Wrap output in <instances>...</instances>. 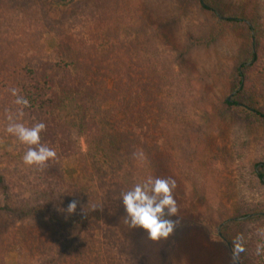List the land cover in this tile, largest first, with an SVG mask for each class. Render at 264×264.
I'll list each match as a JSON object with an SVG mask.
<instances>
[{
  "label": "trees",
  "instance_id": "trees-1",
  "mask_svg": "<svg viewBox=\"0 0 264 264\" xmlns=\"http://www.w3.org/2000/svg\"><path fill=\"white\" fill-rule=\"evenodd\" d=\"M187 1L159 0L157 7L152 4L141 15L129 8L133 22L127 24L126 11L112 0L101 6L100 0H50L46 8L40 0H0V211L24 222L25 231L34 237L39 236L38 223L51 231L25 238L33 257L42 256V264H63L62 251L72 246L57 243L56 228L80 230L123 206L121 196L114 197L106 185H121L123 189L116 191H124L126 169L137 171L141 178L155 176L157 133L168 125L183 126L191 115L189 105L199 97L187 95L184 79L168 78L157 55V11L167 2L184 10ZM221 1L197 0L218 22L206 40L239 24L248 36L239 38L234 49L228 86L236 92L215 102L218 115L239 116L248 127L264 126V19L241 6L234 16L227 9L217 14ZM48 32L57 38L50 42L51 52L44 37ZM12 88L30 101L22 122L47 125L42 143L54 149L57 158L42 170L24 165L26 146L5 131L9 111L20 107L14 104ZM141 150L144 161L134 155ZM69 158L76 160L82 182L67 179L64 164ZM252 169L264 189V160L254 161ZM100 187L107 188L102 203L97 201ZM72 202L76 211L68 213ZM255 206L241 213L246 217L241 223L253 224L244 240L245 251H234L241 264H264V252L256 251L264 244V231H259L264 230V198ZM47 247H58L49 258ZM71 253L75 264L95 259L90 247ZM232 258L239 264L233 254Z\"/></svg>",
  "mask_w": 264,
  "mask_h": 264
},
{
  "label": "rangeland",
  "instance_id": "rangeland-1",
  "mask_svg": "<svg viewBox=\"0 0 264 264\" xmlns=\"http://www.w3.org/2000/svg\"><path fill=\"white\" fill-rule=\"evenodd\" d=\"M105 1L109 3V0H100L99 6ZM112 1L126 11L127 24L133 22L129 8L141 15L152 4L159 5V0L139 4L138 0ZM40 2L46 8L50 0ZM186 3L184 10L167 2L157 11V55L168 72L167 77L184 79L187 95L199 97L189 105L191 115L183 126L168 125L162 134L157 133V173L153 177L175 180L179 219L159 241L149 239L142 229L126 226L123 206L111 211L109 218L80 230L56 228L57 243L72 245L68 251L63 247L60 261L63 264H75L70 261L71 252L85 247H90L95 257L88 264H237L229 244L232 246L238 235L245 240L253 227L251 222H240L246 218L241 213L254 209L264 198V189L252 169L254 161L264 160V126L250 124L248 127L239 116L220 117L215 102L236 92L228 86L233 75L234 49L239 38L248 36V32L239 24L207 41L206 37L217 29L218 22L200 8L197 0ZM221 6L217 14L227 9L234 16L241 6L250 7L256 18L264 19V0H222ZM245 19L251 23L249 18ZM44 37L51 52L54 46L50 42L57 38L49 32ZM3 46L1 43V53ZM192 77L199 80L197 84ZM83 147L86 149L84 141ZM8 159L13 160V155ZM64 165L67 179L78 180L76 160L66 159ZM125 174L124 190L143 179L137 171L132 173V169H126ZM106 187L114 191V197H120L116 189H123L121 185L107 184ZM106 187L99 188L97 201L100 203L104 201ZM23 223L14 215L0 211V264H42V256L33 257L25 238H40L43 232L50 234L51 231L38 223L39 232L35 234L39 236L34 237L25 231ZM57 248L48 250L47 247L46 258L53 256Z\"/></svg>",
  "mask_w": 264,
  "mask_h": 264
},
{
  "label": "clouds",
  "instance_id": "clouds-1",
  "mask_svg": "<svg viewBox=\"0 0 264 264\" xmlns=\"http://www.w3.org/2000/svg\"><path fill=\"white\" fill-rule=\"evenodd\" d=\"M11 94L15 97L14 104L20 107L15 112L9 111L5 131L26 146L22 156L24 165L42 170L49 161L57 158L56 151L42 143L41 133L46 130L47 125L43 121L31 126L22 122L23 110L30 107V101L16 88L11 89ZM134 155L140 161L146 159L142 150ZM175 184L171 177L148 175L122 191L120 196L125 211L123 223L129 228L144 230L153 241L165 237L179 219L177 214L179 204L174 194ZM76 208V202H72L68 205L67 211L74 213ZM234 251L237 254L245 251L242 235L235 238ZM256 251L257 254L264 252V244L258 245Z\"/></svg>",
  "mask_w": 264,
  "mask_h": 264
},
{
  "label": "water",
  "instance_id": "water-1",
  "mask_svg": "<svg viewBox=\"0 0 264 264\" xmlns=\"http://www.w3.org/2000/svg\"><path fill=\"white\" fill-rule=\"evenodd\" d=\"M229 248H230L231 253L237 258V261L239 262V264H241L240 260L238 259L237 255L235 254L234 249L231 246V244H229Z\"/></svg>",
  "mask_w": 264,
  "mask_h": 264
}]
</instances>
